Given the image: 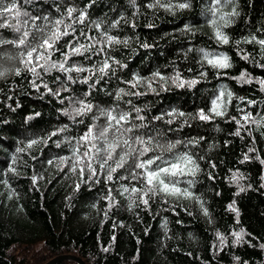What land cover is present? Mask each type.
I'll use <instances>...</instances> for the list:
<instances>
[{
    "label": "trees",
    "instance_id": "obj_1",
    "mask_svg": "<svg viewBox=\"0 0 264 264\" xmlns=\"http://www.w3.org/2000/svg\"><path fill=\"white\" fill-rule=\"evenodd\" d=\"M20 2L23 4V0ZM181 2L185 0H171L173 5ZM212 2L191 0L190 9L178 10L173 15L163 8H149L153 0H137L140 12L133 17L135 9L127 0H95L94 4L92 0H75L80 9L87 8V23L100 17L111 23L122 14L131 18V24L122 20L111 34L120 38L132 37V48L135 49V52L122 46L114 52L106 49L100 55L88 54L90 59L77 58L76 63L93 68L111 55L128 67L122 70L117 67L115 75L105 76L99 82V73L92 76L90 72L72 73L75 83L68 81L65 73L53 71L51 75L43 76V83L54 91L61 84L70 89L60 92L59 96L51 95L43 87L36 91L30 86L33 78L27 72L0 82V181H8L7 185L0 183V264H42L65 253L81 256L86 264H264V248H261L264 245V164L260 162L264 160V91L256 82L264 80V67L260 66L264 64V53L256 44H235V41L253 35L264 39V0H240L239 20L223 29L230 37L228 45L216 41L210 25L212 17L202 10V5ZM70 3L71 0H65V4ZM54 5H59L60 12ZM25 7L33 15L50 13L52 19L60 18L66 10L59 0L48 3L37 0L35 5ZM76 27L79 31L84 26ZM186 27L191 31H184ZM86 31L88 35H96L94 29L87 27ZM0 32L15 38L7 29ZM79 38L81 42L89 43L84 37ZM143 43L151 47L145 49L141 47ZM198 48L227 53L234 66L225 70L214 69L206 62L201 66ZM243 55H248L249 59H241ZM56 58L62 59L59 54ZM177 71L183 79H199L200 83L194 88H178L170 79H156L152 85L155 92L142 86L132 91L145 95L126 96L124 100H132L140 107L148 103L149 109L141 113L147 118L145 122L150 127L163 129L170 140H199L198 144H190L188 148L182 144L179 151L189 152L200 166L201 171L195 178L198 182L191 191L201 198L208 216L194 199L160 196L151 199L147 209L137 199L138 206L134 205L133 210L128 211L130 193H123L122 187L131 189L142 187V184L120 179L115 173L113 180L107 181L104 169L91 179L87 173L81 177L67 170L58 171L56 165H48L47 160L71 156L70 147L65 144L56 148L50 141L43 146V151L15 153V149L29 139L47 138L65 125L69 130L54 137V141H63L65 137H72L74 141L87 130L86 126L93 123L91 117L95 109L83 118V124L79 123L80 117L73 122L60 111L68 107V97L84 99L83 94L90 92L87 102L106 108H114L119 103L121 108L130 110V105L115 100V90L127 89L125 81L131 79L133 73L151 80L154 72L170 78ZM241 72L250 74L253 82L242 84L232 79ZM202 73L207 75L202 76ZM87 76L92 78L87 84L81 83L80 80ZM93 84L94 89L90 88ZM221 85H227L234 93L227 117L209 122L189 119L185 125L180 120L187 119L186 115L172 124L166 122L169 119L166 113L173 110L193 116L200 109L207 112ZM237 97H244V100ZM61 100L64 102L60 103ZM249 100L254 103L248 104ZM237 107L243 111H237ZM37 112L40 115L35 117ZM245 113L252 114L251 120L242 121L244 127L240 128V136H236L234 132L239 125L229 117L240 119ZM29 116L35 118L29 120ZM157 116L164 118L154 119ZM217 127L220 131H215ZM252 148L255 151L250 152ZM13 155L18 156L15 167L19 175L7 173ZM245 155L249 159L241 163ZM233 173L244 174L245 179L240 183L246 188L245 192H239ZM34 175L42 177L35 185L32 183ZM120 175L127 176L128 172L121 170ZM81 180L85 182L81 183ZM77 184H80L79 190ZM179 186L187 187L183 182ZM13 189L16 194L10 195ZM233 203L239 211V222L236 213L229 209ZM165 221L167 231L163 226ZM241 228L245 233L243 240L234 244L232 233ZM217 231L228 237L226 245L218 240ZM54 264L78 263L64 259Z\"/></svg>",
    "mask_w": 264,
    "mask_h": 264
},
{
    "label": "snow or ice",
    "instance_id": "obj_2",
    "mask_svg": "<svg viewBox=\"0 0 264 264\" xmlns=\"http://www.w3.org/2000/svg\"><path fill=\"white\" fill-rule=\"evenodd\" d=\"M157 2L169 5V8L173 6L171 0H157ZM228 2L229 0H219V3L223 4H227ZM92 3L94 4L95 0H92ZM176 6L181 9H186L188 7V3L181 2ZM148 7L152 8L153 3L149 4ZM5 11H12V9L7 8ZM65 12L67 15L66 20L62 17L52 19L50 17L46 18L38 16L36 18L37 21L47 19L50 24L48 34L39 42L35 39V31L29 34L27 28L18 29V32L22 33V35H17L13 42H9V46L17 49H23L21 63L26 65V67L23 72L17 68V77L21 76L22 73L25 72L30 73L33 78L30 81V84L36 89V91L39 92L41 87H43L51 95L55 96H59L60 93H57L47 84L43 83V76L48 75L49 70L57 73H65L67 74V80H72L74 79L71 75L72 73L90 72L92 76H96L97 73H102L104 76H108L110 74L113 75V73L117 71V67L119 69H126L128 67L126 63L120 64L119 59H116L111 55H107L105 59L101 60L98 65L93 68L81 67L78 63H76L77 58L90 59L88 54L100 55L105 53L106 49H111L114 52V46L120 45L121 41L119 36L109 33L107 29L102 30L99 24L93 28L96 35H88L86 31L88 13L83 9L77 11L74 8H67ZM74 18L78 21V26H84L80 27L79 31H77V25L71 23ZM224 19V25H218L214 19L210 20V25L213 29L216 41L221 45H228L230 44V37L223 29L228 28L229 18L225 17ZM122 20L123 18L115 21L114 28L119 26ZM132 26L135 27V25ZM152 26L153 25H148V27ZM5 29H7V25H5ZM101 31H103L104 38L101 37ZM184 31L190 32L191 28L186 27ZM79 37H84L89 41V43L81 42ZM240 43L259 45L261 53H264V39H258L253 35L249 38H245L243 41H235V44L237 45ZM33 44H37V46L33 47ZM141 47L148 49L151 45L143 43ZM189 51H191V49H189ZM57 54H59L62 59L56 58ZM202 55L204 57V61L214 69L225 70L231 69L234 66L232 58L227 53L213 52L205 49L202 51ZM262 58H264V56H262ZM241 59L248 60L249 56L243 55L241 56ZM260 66L264 67V64ZM201 75L206 76L207 74L202 73ZM100 79V75L97 76L98 82ZM156 79H159L160 81H167L170 79L171 83L178 88H183L185 86H187V88H194L198 83H200L199 79H183L179 71L175 72V75L170 78L163 76L160 72H154L151 80L140 76L139 73H133L131 79L125 81L128 88H120V94L122 95L130 91L133 94L142 95L144 92L132 91L133 89H137L142 86H147L149 90L155 92L156 88L152 85L153 81ZM232 79L242 84H250L253 82L250 74L246 72H241L239 76L232 77ZM38 81H40V83H38ZM88 81L89 80H83V83L87 84ZM256 82L261 85V91H264V80H257ZM121 95L115 93L117 100L121 98ZM233 98L234 93L228 90L227 85H221L214 98L211 99L210 107L207 112L204 109H200L193 116L191 114H186L183 111L173 110L166 113L167 117H169L166 122L168 124H172L176 119L184 118L186 115L188 116L187 119L180 120V122L185 125L189 123V119H198L203 122H209L215 118H225L228 116V107L232 104ZM237 99L243 101L244 97H237ZM247 103L253 104L254 101L249 100ZM80 107V115H86L89 111L88 102L81 99ZM237 111L242 112L243 110L237 107ZM133 112L134 111L132 110H128L121 113L116 112L115 109H108L107 114L101 118V121L103 122L100 121L101 125L104 126L102 135L104 137H112L115 133L116 136H119L122 135L121 130L132 132L133 129L129 127L132 121H139L143 119V117L139 114V111L134 112L135 116H133ZM39 115V112L35 113V117H38ZM251 116V113H245L240 119H237L235 116L229 117V120L234 121L236 125H239L234 132V135L240 136V128L244 127L242 121H250ZM35 117L29 116L28 119L32 120ZM155 118L156 120H162L164 117L157 116ZM86 127L87 130L78 138H75L74 141L73 139H64L63 143L59 140L54 141V137H58L61 133L66 132L64 128H59L58 130L51 132L47 138L29 139L23 146L17 147L15 149V153L23 154L29 152L30 150L38 152L43 151V146L47 145L50 141L55 144L56 148H61L62 144H65L70 147L71 156H57L55 159L47 160L48 165H56L57 170L60 172L67 170L72 173H78L81 177H84L85 173H87V177L91 179L99 174V170L110 166L109 171L111 174L106 172L107 181H112L114 178L113 174L115 173L120 179H131L139 181L140 184H142V187H131V189L128 187H122V192L132 194L146 209L149 207L151 197L155 192L156 196H160L161 198L173 197L177 199H194L200 204L203 214L205 216L209 215L208 209L204 207V203L201 198L191 191V186L187 185V187L181 188L179 186L180 182L176 181L169 183L166 179L167 176H175L178 173L188 176H196L197 170L200 169V166L196 160L193 159L192 155L185 152L181 156H178L175 162H164L162 164L159 159L154 158V154L148 148L149 141L140 140L139 137H137L135 141L137 150L133 152L131 151L132 141L129 138H125L122 142L118 139H114L112 143H108L106 140L98 138L97 128L93 125V123L87 125ZM262 135H264V133H262ZM190 142L192 145H195L199 143V140H190ZM121 143H123L124 147L129 150L124 153V155L128 156L127 160L121 156ZM141 146H143L142 154H140ZM169 147L172 146L169 145ZM249 151H255V149L252 148L249 149ZM138 154L139 158L137 159ZM33 158L35 159L36 157L33 156ZM248 159L249 156L245 155L244 160L241 161V163L247 161ZM257 159H259V157ZM133 161H135V163H133ZM17 162L18 156L13 155L11 157V164L7 167V173H11L13 175L18 173L17 168L15 167ZM260 162L264 164V160H261ZM130 163H132V167L135 171H129V175L127 176L120 175L121 170L128 169V165ZM61 165L63 167H61ZM213 167H215V165H213ZM7 173H5V175H7ZM38 178L42 177H37L35 175L32 177V183L34 185L37 183ZM233 180L238 183V173H233ZM4 181H0V183H4ZM84 182V180H81V183ZM79 188L80 184H77L76 189L79 190ZM145 189H147V191H145ZM237 195H239V192ZM109 199L111 200V197H109ZM229 209L236 213L237 222H239V211L235 207V204H230ZM163 226L165 228L167 227V221L164 222ZM244 235L245 233L241 230L233 232V243H240L243 240ZM216 236L222 245L227 244V236L223 235L219 231L216 233ZM113 240H115V237H113ZM261 248H264V245H261ZM107 250L108 249H105V251Z\"/></svg>",
    "mask_w": 264,
    "mask_h": 264
},
{
    "label": "clouds",
    "instance_id": "obj_3",
    "mask_svg": "<svg viewBox=\"0 0 264 264\" xmlns=\"http://www.w3.org/2000/svg\"><path fill=\"white\" fill-rule=\"evenodd\" d=\"M49 0H45V3H48ZM60 4H64L65 8H74L77 11L81 10L79 5L75 3V0H71L70 4H65V0H59ZM185 2L188 3V7L186 9H190L192 6L191 0H185ZM37 3V0H23V4H21L20 0H0V30L5 29V25H7V30L12 32L14 34V37L17 35H22V33L18 32V29L21 28H27V31L29 34L33 33L35 31V39L37 42L42 40L47 34H48V29L50 27V24L47 19L41 20L40 23H37V17L42 16V17H50L49 14H41V15H33L32 11H29L25 5L32 6ZM127 3L130 5L131 8L135 9L133 11L132 16L137 17L138 13L140 12V9L137 4V0H127ZM173 5V4H172ZM177 4L173 5L171 8H169V5L166 4H160L157 2V0H153V9L156 8H163L170 12L171 14H175L176 11L181 10ZM55 9L57 12H60V7L59 5H54ZM11 8L12 11L6 12L5 9ZM34 11H39V9H33ZM84 11L87 12V8L83 9ZM202 10L204 12L210 13L212 19L217 22L218 25H224L225 24V17L229 18V23L228 27L233 26L240 18L241 16V11H240V0H229L227 4L219 3V0H213L211 5H202ZM61 17L63 19H67L66 12L62 13ZM123 18V21L125 23H132V19L129 17L124 16L123 14L121 15L120 19ZM118 19V20H120ZM116 20V21H118ZM88 21V18H87ZM72 24H75L78 26V21L74 18L73 21H71ZM99 24L101 26V29H107L109 33H111L113 30L118 29L119 26L114 28L115 21L109 23L108 20L104 19L103 17L96 18L91 20L90 22L86 23V27H88L90 30L95 28L96 25ZM134 25V24H133ZM183 34V30H182ZM101 37H103V31H101ZM121 44L118 46H114V51H118L119 47L122 46L124 48L132 49L133 52H135V49L132 48V43H133V38L125 36L123 38H120ZM14 38H8L6 37L3 32H0V48H3V51H0V82H7L9 78H14L17 77L16 75V70L19 68L22 72L24 71L26 65L21 63V55L23 52V49H17L15 47L7 48L5 46L9 45V42H13ZM136 42L138 43V38L136 39ZM33 47L37 46V44H33ZM205 50L204 48H198L196 51L201 54L200 60L198 61L201 63V66H203L204 57L202 55V51ZM192 51V49H191ZM120 64H123L121 60H119ZM83 67V66H81ZM95 67V66H94ZM115 67V66H114ZM122 70V69H121ZM53 71L49 70L48 75H51ZM116 73V72H115ZM113 73V75H115ZM79 74V73H77ZM100 78L103 79L105 76L104 74L100 73ZM79 79V77H77ZM91 76L84 77L82 80H80L81 83H83V80H90ZM72 81L75 83L76 81L74 79L68 80ZM98 82V81H97ZM47 84V83H45ZM48 85V84H47ZM31 86V84H30ZM32 87V86H31ZM90 88L94 89L95 85H90ZM64 84H61L60 88L57 89V93H60L62 91H69ZM2 91V89H0ZM151 91V90H150ZM115 93L118 95L120 94V88H117L115 90ZM111 95V93H108ZM84 100L87 101V97L90 95V92H85L84 94ZM145 95H136L133 94L132 92H126L121 95V98L117 100V96H115V100L119 102H123L125 105H130L131 108L130 110L132 111H139V114L146 110L149 109L150 105L148 103L144 104L143 107L136 106L133 104L132 100H124V97H131V96H136L140 97ZM55 96V95H53ZM69 100V105L68 107L63 108L60 110L63 115L67 116L69 119H71L73 122H76V118L80 117L81 119L79 120V123L83 124L85 117L89 116V114H92L94 109H95V115H92V121L93 125L96 126L97 128V135L99 139H104L108 143H112L114 139H118L119 141H123L125 138H129L132 141L131 144V151L135 152L137 150V145H136V139L139 137L140 140H146L149 141L148 148L152 151L154 154V158L159 159L161 163L163 164L164 162H175L176 158L178 156H181L185 152L179 151L180 146L183 144L185 148H188V145L191 144L190 141H182L179 139L176 140H170L167 137L166 132L158 127H150L149 123H146L145 121L147 118L144 115H141L143 119L139 120L140 123H136V120L132 121V123L129 125L133 129L132 132H128L127 130H121L122 135L116 136L115 133L113 134L112 137H104L102 135L103 133V128L104 126L101 125L100 121L103 116L107 114L108 109H115L116 112H126L125 108H121L119 103L114 107V108H106L100 104H93L91 102H88L89 104V111L87 112L86 115L81 116V107H80V101L81 98L79 97H68ZM64 101H60V103H63ZM156 119V118H154ZM61 128H64L66 131H68V126L65 125ZM215 131H220L219 127L215 129ZM73 139L72 137H65V140H71ZM63 143V141H60ZM171 145L172 147H169ZM121 147V156L124 157L125 160L128 159V156L124 155L125 152H128L129 150L124 147V144H120ZM211 147V146H210ZM143 152V146H141L140 149V154ZM189 153V152H187ZM190 154V153H189ZM191 155V154H190ZM139 158V154L137 156V159ZM258 158V157H257ZM194 159V158H193ZM195 160V159H194ZM135 163V161H133ZM110 166L106 167L104 170L106 172H109ZM129 175V171H135V169L132 167V163L128 165V169H126ZM201 169L197 170V174L200 173ZM16 175H19L17 173ZM197 176V175H196ZM196 176H190L192 179H187L189 177L188 175H183V174H176L175 176H167L166 179L169 183L173 182H180V184L183 182L188 186H191L192 188L195 187L196 183L198 182L195 178ZM245 176L243 173L238 174V183L237 187L239 189V192H245L246 188L244 187L243 184L240 183V181L244 180ZM4 184L7 185L8 181L5 180ZM250 187V185H249ZM147 191V189H145ZM15 190L13 189L10 193V195H15ZM156 193L154 192L151 199H155ZM113 200V205L115 204V197L112 198ZM129 203L127 205L128 211H132L134 205H136V199L132 194H129L128 196ZM138 206V205H136ZM165 231H167V227L165 228ZM241 231L244 232L243 228H241ZM218 232V231H217ZM216 232V233H217ZM191 236V234H189ZM241 243V242H240ZM234 244H239L235 243ZM237 259V258H234Z\"/></svg>",
    "mask_w": 264,
    "mask_h": 264
},
{
    "label": "water",
    "instance_id": "obj_4",
    "mask_svg": "<svg viewBox=\"0 0 264 264\" xmlns=\"http://www.w3.org/2000/svg\"><path fill=\"white\" fill-rule=\"evenodd\" d=\"M64 259H72V260H75L78 264H86L85 260L81 256L71 254V253L59 254L55 257H52L51 259H49L48 261L42 264H54Z\"/></svg>",
    "mask_w": 264,
    "mask_h": 264
}]
</instances>
